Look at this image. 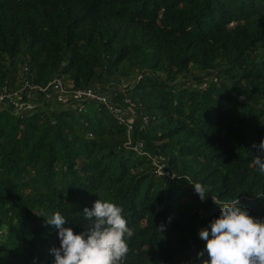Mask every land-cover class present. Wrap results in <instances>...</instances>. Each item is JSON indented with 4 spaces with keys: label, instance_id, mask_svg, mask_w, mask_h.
Listing matches in <instances>:
<instances>
[{
    "label": "trees",
    "instance_id": "16d2710c",
    "mask_svg": "<svg viewBox=\"0 0 264 264\" xmlns=\"http://www.w3.org/2000/svg\"><path fill=\"white\" fill-rule=\"evenodd\" d=\"M25 65L43 87L62 78L108 90L141 77L109 102L134 117L130 133L102 104L92 117L41 93L21 99L44 103L33 113L0 106V264H51L59 239L45 217L59 212L83 231L82 210L99 197L132 231L121 264H200L198 230L224 202L264 219L253 163L264 136V0H0V88L19 86ZM189 76L195 84L176 85ZM156 162L175 178L156 174Z\"/></svg>",
    "mask_w": 264,
    "mask_h": 264
},
{
    "label": "clouds",
    "instance_id": "9594fccd",
    "mask_svg": "<svg viewBox=\"0 0 264 264\" xmlns=\"http://www.w3.org/2000/svg\"><path fill=\"white\" fill-rule=\"evenodd\" d=\"M253 147L258 150L253 163L257 172L264 175V136ZM191 186L203 200V186L199 182ZM218 205L219 215L197 233L204 242L197 253L198 258L202 257L200 264H264V219L251 216L237 201ZM81 214L90 226L79 232L65 226L67 219L59 212L44 216L46 223L57 229L59 239V246L50 249L51 264H121L128 251L126 237L132 231L120 206L99 197Z\"/></svg>",
    "mask_w": 264,
    "mask_h": 264
},
{
    "label": "built area",
    "instance_id": "2783aa9c",
    "mask_svg": "<svg viewBox=\"0 0 264 264\" xmlns=\"http://www.w3.org/2000/svg\"><path fill=\"white\" fill-rule=\"evenodd\" d=\"M19 75L21 80L19 86L11 89L9 86L4 85L0 88V106L10 105L14 106L18 112H31V110H35L44 103L21 101L22 97L25 95L28 96V98H32L35 93H41L49 102L53 101L62 105L63 107L71 106L75 110L74 112H82L86 106L90 104H102L105 109H107L117 119L120 125L127 128L128 133H130L133 129V123L135 121L134 117H128L125 111L110 104V98L106 96L99 87L73 89L72 85L69 86L68 83L62 78H55L47 86L43 87L33 83L34 76L30 72L27 65L22 68ZM211 80L216 82L217 78L213 75ZM125 102L129 104L130 107H135V105L131 103L129 99H126ZM34 110L32 112H34ZM143 121L147 122L148 118L144 117ZM125 147L130 148L131 142L129 141ZM131 149L141 155L149 157V155L143 150V144L141 143L131 147ZM156 166V174L159 176H167L171 180L175 178L174 174L163 171V164L157 163Z\"/></svg>",
    "mask_w": 264,
    "mask_h": 264
},
{
    "label": "rangeland",
    "instance_id": "374dc122",
    "mask_svg": "<svg viewBox=\"0 0 264 264\" xmlns=\"http://www.w3.org/2000/svg\"><path fill=\"white\" fill-rule=\"evenodd\" d=\"M159 76H162V74H159ZM140 77L141 76L135 78L134 81L133 80L131 81V79L129 81H127V80H125L123 78L114 79V80H116L115 84L118 87L117 89H115L113 86H108V88H107L108 90H106L104 88H101V91L106 96H108L111 99V98H113V94L116 93V92L125 93L126 92L125 90H126L128 84L130 85L131 88H133L136 85V83L138 82V80L140 79ZM165 78L166 77L163 75V79H165ZM67 83H68L69 86L71 85V83H69V82H67ZM186 83L195 84V81L193 80L192 76H189L188 78H180V80H177L176 85L182 86L184 84L186 85ZM52 105L54 106V108H57V109H65V110L75 111L71 106L63 107L62 105L57 104V103H55L53 101H52ZM33 110H31V113H33L32 112ZM16 112H18V110L15 111V114H16ZM94 113H95V106L93 104H90V105L86 106V108L82 112H77L76 111L77 115L85 114L86 117H92L94 115ZM78 117L79 116H76V119H78ZM90 136L92 137V135H90ZM182 203L185 204L186 203V199H183Z\"/></svg>",
    "mask_w": 264,
    "mask_h": 264
}]
</instances>
